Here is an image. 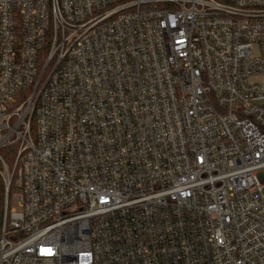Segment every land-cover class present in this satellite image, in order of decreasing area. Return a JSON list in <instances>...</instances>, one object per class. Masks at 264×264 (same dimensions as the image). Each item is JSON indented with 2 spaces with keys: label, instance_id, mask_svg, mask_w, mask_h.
Listing matches in <instances>:
<instances>
[{
  "label": "built area",
  "instance_id": "1",
  "mask_svg": "<svg viewBox=\"0 0 264 264\" xmlns=\"http://www.w3.org/2000/svg\"><path fill=\"white\" fill-rule=\"evenodd\" d=\"M0 264H264V0H0Z\"/></svg>",
  "mask_w": 264,
  "mask_h": 264
}]
</instances>
